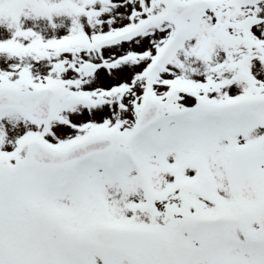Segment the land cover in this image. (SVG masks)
<instances>
[{"label":"snow or ice","instance_id":"6c2138e0","mask_svg":"<svg viewBox=\"0 0 264 264\" xmlns=\"http://www.w3.org/2000/svg\"><path fill=\"white\" fill-rule=\"evenodd\" d=\"M0 28V264H264V0H0Z\"/></svg>","mask_w":264,"mask_h":264},{"label":"rangeland","instance_id":"374dc122","mask_svg":"<svg viewBox=\"0 0 264 264\" xmlns=\"http://www.w3.org/2000/svg\"><path fill=\"white\" fill-rule=\"evenodd\" d=\"M40 28H41V29H46V22L41 21V22H40ZM0 31H3V29L0 28ZM6 34H7V33L5 32V35H6ZM258 131H259V129H258Z\"/></svg>","mask_w":264,"mask_h":264}]
</instances>
